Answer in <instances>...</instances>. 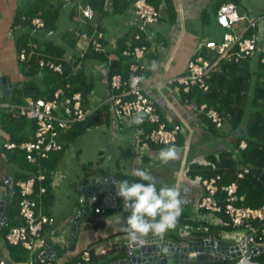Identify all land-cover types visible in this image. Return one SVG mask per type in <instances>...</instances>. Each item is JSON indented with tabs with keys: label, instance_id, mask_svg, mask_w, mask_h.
Wrapping results in <instances>:
<instances>
[{
	"label": "built area",
	"instance_id": "obj_1",
	"mask_svg": "<svg viewBox=\"0 0 264 264\" xmlns=\"http://www.w3.org/2000/svg\"><path fill=\"white\" fill-rule=\"evenodd\" d=\"M72 1L63 0L62 7L66 8L67 4ZM79 9L80 19L84 23L93 21L95 13L89 4L85 6L80 5ZM133 11L137 29L133 42L128 44V48L123 51V55L131 59L129 71L132 75L129 79H124L120 74L112 76L107 81L110 94L103 101L104 103L109 102L111 104V110L114 116L112 127L116 131L124 130L126 122L133 119L138 125L136 128V149L139 154L143 155L152 145L165 148L169 146L175 147L180 135H183L186 140L183 147L184 176L202 188L201 196H199L196 203V209L199 213L205 211L208 214V216L202 217V221H205L209 225L232 228L230 231L222 230L218 234V237L209 236L210 239H222L228 242L233 241L240 245L242 238L246 237L250 247L264 248V206L260 208L236 206V203L242 201L243 197L237 195L238 186L234 182L221 188L226 193V205L222 208L215 199V195L219 191L217 182L220 176L210 179H202L200 177L191 178L188 176V168H184V165H187L186 157L189 151L187 144L189 126L184 121L173 124L171 127L168 126V122L162 118L157 109L156 101L148 96L146 88L143 85V72L147 68L145 57L148 52L155 51L157 48L150 29L157 25L162 17V13L148 3L147 0H136L133 4ZM216 23L223 30L220 38L218 40H209L200 43L190 57L185 73L167 83H159V85H172L179 93H187L195 87H198L203 92H209L210 85L207 80L212 72L218 68L220 62L239 63L247 58H256L259 51L264 52V13L249 18L241 15L238 12L236 4L233 2L223 3L218 8ZM31 26L35 32L42 31L46 28L44 19L39 16L31 19ZM78 35L81 36L78 43L80 47L79 56H83L88 49H92L98 53H106L107 49L100 40L103 38L101 34L93 32L91 36H87L84 32H78ZM134 42L138 43L132 45ZM26 56V50L23 49L19 53L20 60L22 62L26 61ZM109 59L113 60L114 58L112 59L110 56ZM261 63L264 65V56L261 59ZM41 65H46L58 73H62L63 71L61 64H55L51 60H47L46 62L41 61ZM102 68H106L103 71H105V75L107 76L108 67L104 66ZM64 94L65 92L60 89L54 94L52 100L30 99L27 104L17 109L19 115L36 121L37 130L34 135V140L21 144H16L8 140L3 145V148L7 151H14L16 149L23 150L26 153L27 161L38 168L35 176L27 180L18 181L15 184L21 196L19 217L22 220V224L12 227L5 237L6 243L15 246L20 245L27 251L29 261L22 264H54L53 260L48 257L50 250L47 248V244L49 241L44 235V228L47 225H54L55 221L43 213L42 197L47 191L46 188L41 185L37 192L35 189L38 181L41 184L47 179L46 175L41 171L40 162L41 160L49 159L52 153L62 151L64 148L63 137L71 132L77 123L85 121L102 103L101 101L98 104H94L91 94L89 97L90 104L84 107V100L81 93L77 92L70 96H65ZM0 107L10 108L9 104L3 103ZM196 109L200 115H205L206 118L215 124L217 129L223 127L224 120L216 110L207 109L206 104L196 107ZM137 118L140 119L139 123L136 122ZM146 125L151 127L148 132H146ZM246 146L245 141L240 143L241 149H245ZM197 163L212 165V163H209L204 158L197 159ZM59 172L56 170L53 173L51 188L59 185V181L57 180ZM248 172L249 167L242 166L237 173V177L241 179ZM33 195L37 200L32 197ZM97 198L86 199L84 197L81 201L82 203L85 202L88 207H91V204ZM92 199L94 200L93 202ZM105 199H102V204L95 209V213H100V211L105 210ZM221 212H224L228 216L229 221L224 222L215 218ZM185 220L195 221L192 218L186 217ZM256 223H260V225L258 226ZM196 230L208 231V228L201 226ZM178 232L183 237L191 236L192 238V236H197L189 226L179 228ZM165 234L166 236L168 235L167 232ZM241 234L242 236H240ZM51 241L67 249L71 247L68 239L63 234H58L55 231L51 232ZM77 255L80 256V260L75 264H85V262L91 259L88 246L83 248ZM37 260L38 262H36ZM1 264L7 263L2 259ZM8 264L17 263L11 262Z\"/></svg>",
	"mask_w": 264,
	"mask_h": 264
},
{
	"label": "trees",
	"instance_id": "obj_2",
	"mask_svg": "<svg viewBox=\"0 0 264 264\" xmlns=\"http://www.w3.org/2000/svg\"><path fill=\"white\" fill-rule=\"evenodd\" d=\"M135 1L136 0H111V7H107V9H105L106 0H83L81 5L85 6L89 4L93 8L95 13L93 18L94 21L95 17L100 19L109 14L124 13ZM147 1L165 14V17H163L164 20L170 23L175 22L176 11L171 0ZM60 7L61 5L53 10L46 11L45 3L40 1L39 4H36V9L34 11L30 13L20 11L16 18V25L23 24L25 26H31V19L35 16H39L44 19L47 31H55L60 14ZM208 17L209 16L206 15V18ZM93 21L87 22L83 28L79 26L74 33H68V40L70 42L67 48L56 46L51 43L47 44L48 49L54 51L49 50L52 55L49 58L42 57L36 54V52L29 55L31 49L28 48L30 39H28V36L18 40V52L27 49L26 52L28 55L26 56L27 60L22 64L24 70L23 87L21 90H19L18 87L14 89L12 103L16 105L27 104L25 103L27 98L31 100H52L54 94L61 89L65 92V96H70L77 92L81 93L84 100L83 105L87 107L90 104L89 97L94 91V85L89 81L85 73L84 63L89 59L94 60L98 66L108 67L106 76L107 81L117 74L122 75L124 79H129L132 75L129 71L131 59L123 55V51L128 48L125 38H122L119 44L117 43V48L114 51L107 49L106 40L101 38L100 40L103 46L107 49L106 53H98L92 49H88L83 56H79V51H73L71 59L64 58L69 50L68 47L73 50L76 45L78 46L81 38L78 32H85L87 36H91L93 32L101 34L102 30L100 27L97 25L91 26V22ZM137 43L138 42H134L132 45H136ZM112 54H115L116 59H109ZM149 54H151V51L148 52L145 60ZM256 56V58H247L239 63L220 62L218 68L212 72L207 80L210 85L209 92H203L198 87L193 88L187 93L182 92V97L189 103H193L196 107L206 104L207 109L216 110L224 120V125L221 129L227 130V133L232 135L233 141L231 149L226 148L218 153H212L205 158V160L212 163V165H202L192 160L196 151L192 144L190 145L188 153V176L191 178L200 177L202 179L220 176L217 182L219 191L215 195V199L222 208L226 205V193L223 192L221 188L234 182H236L238 186L237 195L243 197V200L238 201L236 206L250 208H260L264 206V65L261 63L264 52L259 51ZM47 60H51L55 64H61L63 68L62 73L55 72L46 65H41V61L46 62ZM147 73V70L143 72V78ZM113 120L114 116L111 110V104L102 101L101 106L94 110L85 121L77 123L74 129L63 137L64 148L62 151L52 153L49 159L41 160V171L46 175L47 179L41 184L38 181L35 185V189L37 192L41 185L46 188L47 191L42 197L43 213L54 221L55 218L52 217V212L50 210L54 198L51 182L53 173L58 169L69 144L89 129L96 128L103 124L111 127ZM200 120L207 124L210 133H217L216 125L206 118L205 115H200ZM137 126L136 124V128ZM0 128L9 136L10 142L21 144L34 140L37 123L33 119H28L25 116L19 115L18 112L16 113L10 110V108H1ZM145 128L146 132L151 129L149 125H146ZM242 141H245L247 144L245 149L240 148V143ZM185 143V137L180 135L175 146L183 148ZM152 148L165 147L152 145ZM6 154L8 163L15 168L12 176L14 184L18 181L27 180L37 174L38 168L27 161L26 153L23 150L16 149L14 151H7ZM91 166L90 164L85 169L87 171L86 175L88 176L94 175L93 171L89 170ZM242 166L249 167V172L243 178L239 179L237 173ZM114 178L118 182L123 179L134 182L138 179L134 175L125 174L120 170H117L114 174ZM83 184L85 185L87 182ZM15 188V198L13 203L8 207L6 225L3 226L0 232L4 241L7 233L12 227L22 224V220L19 217L21 196L16 185ZM32 197L37 200L34 195ZM102 199L103 196L100 195L96 201H92L90 213L93 211L94 216H101V214H104V210L100 211V213H95V209L102 204ZM200 214H202V217L208 216L205 211H201ZM94 216L89 217V222L90 218ZM215 218L224 222L229 221L228 216L224 214V212L219 213ZM92 221L94 224L100 223V221L96 223L95 220ZM103 224L104 221H101L100 225ZM176 225L180 228L189 226L198 237L205 235L218 237V234L222 230H232L231 227L226 228L209 225L205 221H187L185 217H179ZM256 225L259 226L260 223H256ZM201 226L208 228V231H197L196 229ZM47 227H49V225L45 226L44 232ZM177 232L178 230L176 231V229L173 231L168 230L167 238L177 237ZM112 237H114V235H110L107 239L99 240L88 245L91 259L85 262V264H113L115 261L123 258V252L117 249L118 245L111 247L105 254L97 255L95 253L94 247L96 245ZM5 246L9 251L11 259L15 263H27L29 261L28 253L22 246L10 245L6 242ZM58 250L60 253L57 257H60L62 251L60 248H58ZM79 260L80 256L77 255L64 264H75ZM252 260L264 264V252L252 257ZM53 262L55 264V260H53Z\"/></svg>",
	"mask_w": 264,
	"mask_h": 264
},
{
	"label": "crops",
	"instance_id": "obj_3",
	"mask_svg": "<svg viewBox=\"0 0 264 264\" xmlns=\"http://www.w3.org/2000/svg\"><path fill=\"white\" fill-rule=\"evenodd\" d=\"M40 1L45 3L46 11L53 10L61 5L56 30L47 31L45 28L42 31L35 32L32 26H25L23 24L16 25V18L20 11L30 13L36 9V4H39ZM247 1L248 5H246ZM82 2L73 0L71 3H74L75 6L68 11L71 5L69 4L66 8H63V0H0V75L7 78L8 84L13 85L11 90V103L9 104L10 110L17 113V109L25 105H16L12 103L14 89L18 87V89L21 90L24 81L23 62L20 60V52H18L17 49L18 40L28 36V39L30 38L28 48L31 49L29 55L36 52V54L47 58L52 56L49 50L53 51L52 49H48L47 44L51 43L56 46L67 48L70 42L68 40V33H74L79 26L83 28L85 25L79 15V6ZM228 2H234L237 5L238 12L249 18L264 13V5L262 7L257 6L253 3V0H171L176 11L175 22L170 23L164 20L163 17H165V14L161 12V20H159L156 26L150 29L153 41L157 44V48L155 51H151V54H149L145 60L148 73L143 79V85L146 88L148 96L156 101L157 109L162 118L168 122V126L171 127L173 124L180 123L181 121H184L189 126L187 144L189 149L192 144L196 150L195 156L192 158L193 161H197V159L201 158L205 159L208 155L218 153L226 148L231 149L233 141L232 135H229L227 133L228 131L225 129H216L217 133H210L207 124L200 120V114L195 105L185 100L182 97V92H177L172 85H159V83H167L183 75L190 57L200 43L209 40H218L220 38L223 30L216 23V14L219 5ZM107 7H111V0H106L105 9H107ZM206 15L209 17L206 18ZM70 24L71 26H69ZM74 25H77V27L74 28ZM94 25L101 28V35L107 42V49L112 51L116 50L117 43L119 44L122 38L126 39V45L132 43L136 33V19L133 5L124 13L109 14L100 19L95 17L94 21L91 22V26ZM71 50H68L65 54V59H70L73 54ZM26 54L28 55L27 52ZM111 57L112 59H116L115 54H112ZM95 68L96 71L103 73L102 80L105 86L104 92L100 94V98L96 97V99L105 101L109 96L107 78L105 71H103L106 68L103 69L101 66H98V64ZM28 100H30V98H27L25 103H27ZM3 104H6L5 100ZM110 128L114 130L112 125ZM126 130L130 131V133H134L133 145L136 148L137 131L136 123L133 119L127 121L124 130L122 129L120 132H127ZM8 140L9 136L0 128V180L3 179L6 174L12 178L15 170V168L8 163L7 151L3 148V145ZM161 149L164 148L153 149L151 147L144 155L140 154L136 160L130 162V171L125 174L134 175V170L136 169L147 170L152 175L158 187L161 182L167 178L168 182L163 185H174L180 193L182 211L179 217L192 218L196 222H199V220L202 221V214L196 209V203L199 196H201L202 188L197 183L190 181L184 176L183 148L175 147L177 153L176 158L169 160V164H166L168 162H163L162 166L160 165L162 161L159 157ZM188 153L186 157L187 165H184L186 169L188 168ZM142 157L143 161H145L144 163H142ZM153 159H157V164H159V166L157 164L155 166L147 164L151 163ZM174 166H176V168H174ZM117 168L121 171L119 163L117 164ZM58 171L60 170L58 169ZM108 175L114 177L112 173H108ZM93 177L105 178L107 176L99 175ZM58 186L59 185L53 187V207L56 206L55 192ZM81 189L78 200L79 204L71 216L63 212L57 214L52 212L55 223L47 227L44 232L48 241H51L52 231L58 234L64 233L66 234V239L69 238V233L73 226L71 224L72 220L80 217L78 215L81 207L80 200H82ZM104 195L107 197L109 193ZM97 197L96 195L92 198L96 199ZM93 199L92 201H94ZM114 200L116 204L111 205L109 208H105L103 211L104 214H101V216H94L93 211H91L88 217H94L90 218V222L92 220H95V222L100 221V223L104 221V224L95 227V225H90L89 220L84 221L80 228V232L76 234L73 239L75 245L74 250L71 248L67 249L64 246H58L56 242H53V249H56V255L58 256L60 253L58 248L62 251L61 256L56 257L55 264H64L66 261L76 257L78 252L83 248L91 243L107 239L110 235H114V237L107 241L104 240L103 243L101 242L94 247V251L97 255L105 254L114 245H123L124 241L127 240L123 232V217L126 216L127 213H124L123 216L117 215L114 209L119 208L121 199L116 195V192L114 194ZM213 221L216 222L215 219H213ZM100 223H98V225ZM179 228L178 225H175V227L170 230L173 231L176 229L177 231ZM0 255L7 264L14 262L10 257L1 234Z\"/></svg>",
	"mask_w": 264,
	"mask_h": 264
},
{
	"label": "water",
	"instance_id": "obj_4",
	"mask_svg": "<svg viewBox=\"0 0 264 264\" xmlns=\"http://www.w3.org/2000/svg\"><path fill=\"white\" fill-rule=\"evenodd\" d=\"M82 2L83 0H79ZM163 9V8H162ZM13 85L8 84L6 77L0 75V106L4 102L11 103V90ZM1 108V107H0ZM118 184L112 176L105 178L93 177L89 183L82 186V198H92L95 195L109 193L105 197L106 208L115 205L114 194ZM16 188L11 177L6 174L0 180V232L7 222V211L15 198ZM90 208L85 202L82 203L79 214H82L79 221L72 220L69 242L74 250L73 239L80 232L83 221H85ZM177 237L167 239L166 234L161 237L149 235L135 245L127 239L123 245H119L118 250L123 252V258L113 264H263L254 262L252 257L264 252L263 247H250L247 238L243 237L240 245L236 242H228L222 239H210L209 236L183 237L177 232ZM47 248L50 250L48 257L56 260V249L48 242ZM244 256V258H242ZM242 259V260H241ZM2 257L0 255V264ZM38 262V260L36 261Z\"/></svg>",
	"mask_w": 264,
	"mask_h": 264
},
{
	"label": "rangeland",
	"instance_id": "obj_5",
	"mask_svg": "<svg viewBox=\"0 0 264 264\" xmlns=\"http://www.w3.org/2000/svg\"><path fill=\"white\" fill-rule=\"evenodd\" d=\"M253 3L262 7L264 5V0H253ZM69 4L71 6L68 11L75 6L74 3ZM69 4H67V6ZM246 5H248V1ZM69 26H71V24ZM76 27L77 25H74V28ZM68 49L71 50L70 47H68ZM79 50L80 47L76 45L72 51ZM84 65L85 73L89 81L94 85V91L91 96L92 101L94 104H98L101 101L100 99H96V97L100 98V94L104 92L105 88L102 80L103 73L96 71V62L92 59L87 60ZM133 134L134 133H130V131L123 133L122 131L118 132L111 129L106 124H103L96 128L89 129L70 143L65 156L58 166L60 172L57 175L59 186L56 188L55 192L56 206L50 208L51 212L55 214L63 212L71 216L79 204V194L83 183L90 182L93 176H109L108 173L115 174L117 170H119V168H117L118 163L122 172H129L130 162L136 160L140 155L133 145ZM144 162L142 157V163ZM157 163V159H153L151 163L147 164L155 166ZM90 164L92 166L89 170H92L94 175L88 176L86 175L87 171L85 169ZM166 164H169V162ZM157 165L159 166V164ZM160 165L162 166L163 162ZM174 168H176V166H174ZM167 182L168 180L166 178L161 182L160 186ZM80 204L82 205L81 200ZM114 210L117 215H124L122 201L119 208ZM92 224L95 225V227L100 226V224H94V222H92ZM240 236H242V234Z\"/></svg>",
	"mask_w": 264,
	"mask_h": 264
},
{
	"label": "clouds",
	"instance_id": "obj_6",
	"mask_svg": "<svg viewBox=\"0 0 264 264\" xmlns=\"http://www.w3.org/2000/svg\"><path fill=\"white\" fill-rule=\"evenodd\" d=\"M136 122L139 123L140 119L137 118ZM175 147L169 146L160 150L159 157L162 162L176 158ZM134 176L138 178L134 182L123 179L116 185V195L122 201L124 213H127L123 217V232L133 245L149 235L163 236L168 230L175 227L182 211L180 193L174 185L158 187L152 175L144 169L134 170ZM89 208L91 210V207ZM89 213L85 221L89 219ZM81 215L78 216L81 217ZM80 217L75 220L79 221ZM92 222L90 225H93ZM63 235L66 234L63 233Z\"/></svg>",
	"mask_w": 264,
	"mask_h": 264
},
{
	"label": "bare ground",
	"instance_id": "obj_7",
	"mask_svg": "<svg viewBox=\"0 0 264 264\" xmlns=\"http://www.w3.org/2000/svg\"><path fill=\"white\" fill-rule=\"evenodd\" d=\"M64 63V62H63Z\"/></svg>",
	"mask_w": 264,
	"mask_h": 264
}]
</instances>
